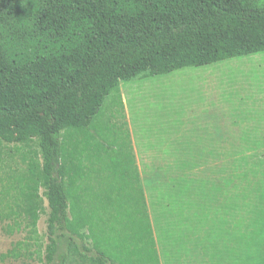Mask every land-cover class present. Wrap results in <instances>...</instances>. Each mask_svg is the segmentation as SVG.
<instances>
[{
	"label": "trees",
	"instance_id": "trees-1",
	"mask_svg": "<svg viewBox=\"0 0 264 264\" xmlns=\"http://www.w3.org/2000/svg\"><path fill=\"white\" fill-rule=\"evenodd\" d=\"M260 52L264 6L253 0H0V141L38 149L11 182L18 197L2 230L26 232L40 264H65L67 255L77 264H160L169 192L155 189L153 224L144 196L142 211L123 213L97 206L85 187L79 195L87 132L120 82ZM101 148L96 157H105ZM40 188L48 207L42 257ZM22 246L0 260L17 258Z\"/></svg>",
	"mask_w": 264,
	"mask_h": 264
},
{
	"label": "rangeland",
	"instance_id": "rangeland-1",
	"mask_svg": "<svg viewBox=\"0 0 264 264\" xmlns=\"http://www.w3.org/2000/svg\"><path fill=\"white\" fill-rule=\"evenodd\" d=\"M253 1L264 6V0ZM93 122L89 155L78 161L79 195L85 187L97 206L123 213L142 211L144 196L153 224L155 189L161 186L165 193L187 184L196 211L185 232L203 246V263L264 264V52L120 82ZM212 143L224 147L201 148ZM174 145L177 162L168 164L173 158L160 156L161 151L165 146L173 152ZM100 148L103 158L96 157ZM37 151L34 142L0 141V255L23 244L17 258L0 264H40L39 248L26 240V232L2 230L12 223L4 215L18 197L11 182L26 173L27 160ZM190 155L195 162L185 163ZM38 194L42 257L48 207L42 188ZM65 252L63 245L60 254ZM193 252L186 264H202ZM78 262V256L67 255L65 264ZM162 264H169L167 256Z\"/></svg>",
	"mask_w": 264,
	"mask_h": 264
},
{
	"label": "crops",
	"instance_id": "crops-1",
	"mask_svg": "<svg viewBox=\"0 0 264 264\" xmlns=\"http://www.w3.org/2000/svg\"><path fill=\"white\" fill-rule=\"evenodd\" d=\"M190 146L191 148H194L193 144H190ZM208 147H211V148L221 147L222 148L224 146L223 144H220L219 146L218 143L217 144L212 143V145L204 144L202 145L201 148L203 149V148H208ZM173 149H174L173 152L166 151L168 149L164 146V149L161 151L162 153L160 156L162 157L164 156L165 158L166 157L173 158L166 162L168 164H173L177 162L175 158L176 156L175 155V150H176L175 145L173 146ZM189 157L191 159L188 161H185V163H194L195 161L192 159L193 155H190ZM159 161L162 163L165 162L164 160L158 159V163ZM212 162L219 163V159L212 161ZM136 163L138 164V159H136ZM169 196H170V200H169L170 206H169V231H168V238H167V241H168L167 248L162 249L160 241H157V245H156L157 252L159 255V259H160V264H162V261L163 263L164 261L166 262V256L168 257L169 264H186V261L188 260L191 250H192L191 255L194 253L193 250L195 251L194 255L196 257L197 263L198 262H201L202 264L207 263L206 259L203 260L202 258L203 257L202 251L204 252L203 246L202 245L200 246L196 241H193L192 238L188 237L185 232V228L189 227L192 218H194L193 211H196V206L195 204L193 205L194 201L193 200L190 201L188 199L189 187L187 186V184H185L183 188H174L169 191ZM191 208H193L194 210ZM175 231H179V235L177 238L175 237ZM198 247H200L201 250H199Z\"/></svg>",
	"mask_w": 264,
	"mask_h": 264
}]
</instances>
